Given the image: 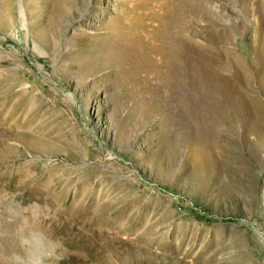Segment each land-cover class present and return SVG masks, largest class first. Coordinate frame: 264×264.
Returning a JSON list of instances; mask_svg holds the SVG:
<instances>
[{"label": "rangeland", "instance_id": "rangeland-1", "mask_svg": "<svg viewBox=\"0 0 264 264\" xmlns=\"http://www.w3.org/2000/svg\"><path fill=\"white\" fill-rule=\"evenodd\" d=\"M0 264H264V0H0Z\"/></svg>", "mask_w": 264, "mask_h": 264}, {"label": "bare ground", "instance_id": "bare-ground-1", "mask_svg": "<svg viewBox=\"0 0 264 264\" xmlns=\"http://www.w3.org/2000/svg\"><path fill=\"white\" fill-rule=\"evenodd\" d=\"M190 68V67H189Z\"/></svg>", "mask_w": 264, "mask_h": 264}]
</instances>
